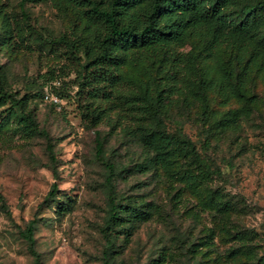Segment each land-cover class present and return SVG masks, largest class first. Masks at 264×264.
I'll return each mask as SVG.
<instances>
[{
  "label": "rangeland",
  "instance_id": "obj_1",
  "mask_svg": "<svg viewBox=\"0 0 264 264\" xmlns=\"http://www.w3.org/2000/svg\"><path fill=\"white\" fill-rule=\"evenodd\" d=\"M24 12L43 36L74 41L90 35L84 10L59 0L27 4ZM2 29L16 43L14 53L0 49L7 86L30 95L29 111L49 140L32 136L0 143V194L9 211L0 208V264H33L22 237L31 220H36L35 249L41 264H105L101 227L106 171L94 156L95 130L115 167L117 199L147 212L135 223L132 236L117 242L113 264H251L254 257L264 258V59H252L250 48H221L199 65L216 87L204 91L201 100L192 91L189 100L180 99L168 114L167 130L187 135L216 172L188 186L180 177L200 175V170L186 159L170 154L174 165L169 169L145 161L155 154L138 142L137 132L148 124L140 111L126 106L111 112L108 122L89 127L81 120L73 76L53 84L58 89L43 85L40 77L63 61L41 55L28 41L19 0H0ZM206 38L204 32H195L177 50H197ZM156 67L145 62L123 73L138 89L157 76ZM53 184L56 200L45 203ZM220 201L234 206L229 219L218 211ZM234 230L247 231V242L228 235ZM232 250L237 255L229 257Z\"/></svg>",
  "mask_w": 264,
  "mask_h": 264
},
{
  "label": "trees",
  "instance_id": "obj_2",
  "mask_svg": "<svg viewBox=\"0 0 264 264\" xmlns=\"http://www.w3.org/2000/svg\"><path fill=\"white\" fill-rule=\"evenodd\" d=\"M48 1L51 0H19L29 30L28 41L41 55L63 61L40 77L43 85L58 89L60 87L53 84L73 76L72 87L81 120L89 127L108 122L111 112L126 106L140 111L148 124L137 132L138 142L155 154L145 161L169 169L174 165L170 154L179 160L186 159L200 170V175L185 173L180 177L186 185H195L204 175H215L216 172H212L202 160L187 135L179 129L168 131L165 120L180 99L189 100L192 91L195 90L201 100L204 91L216 87L215 80L201 74L199 65L213 59L221 48L239 52L250 48L252 59H264V0H59L83 9L88 20L90 35L77 37L74 41L65 36L56 39L43 36L28 23L24 7ZM198 31L207 36L199 49L185 53L177 50ZM15 47L8 30L2 29L0 49L14 53ZM145 62L157 66V76L135 89L123 70L126 67L138 68ZM29 96L9 89L0 66L1 145L32 136H40L48 142L47 132L38 126L29 111ZM241 97L249 100L246 96ZM207 113L208 110L203 109L201 117L205 118ZM47 148L51 153L49 145ZM94 148L96 161L106 171L102 258L105 264H113V256L118 253L117 242L122 237L132 236L135 223L146 218L147 212L140 205L123 204L117 199L115 167L105 157L104 142L98 130L94 131ZM57 192L53 184L44 202L55 201ZM216 206L229 219L234 206L231 207L228 201L216 202ZM0 208L9 214L1 194ZM35 229L36 220H31L22 237L34 259L33 264H41L35 249ZM227 233L239 243H246L249 238L247 231ZM236 255V250L229 253V257ZM254 259L256 257L251 264H264L263 257Z\"/></svg>",
  "mask_w": 264,
  "mask_h": 264
}]
</instances>
